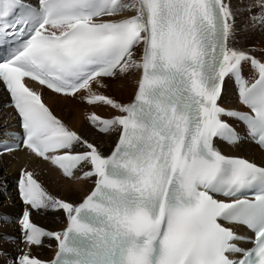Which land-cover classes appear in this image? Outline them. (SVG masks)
<instances>
[{"label": "snow or ice", "instance_id": "obj_1", "mask_svg": "<svg viewBox=\"0 0 264 264\" xmlns=\"http://www.w3.org/2000/svg\"><path fill=\"white\" fill-rule=\"evenodd\" d=\"M252 7L260 10L253 22L264 25V0ZM126 11L135 14L116 18ZM234 25L226 0H37L35 6L0 0V39L16 41L0 62V81L20 119L23 147L66 177L82 163L91 165L85 178L96 177L91 193L73 205L21 171L19 193L28 206L19 220L23 239L38 246L43 237L55 238L56 255L47 264H264V167L225 156L213 145L215 138L239 140L222 119L227 116L244 122L264 147V63L229 47ZM245 61L258 71L251 85L241 74ZM133 72L139 77L131 103L91 92L93 81L106 87L100 77ZM228 75L250 114L219 105ZM25 78L65 96L87 89V104L116 110L110 119L88 117L101 133L119 131L111 154L104 156L68 128ZM75 144L86 151L72 153ZM14 150L5 144L0 155ZM250 189L258 194L239 198ZM48 208L66 213L62 232L30 220L31 210ZM220 220L246 226L254 239ZM19 264L45 262L26 253Z\"/></svg>", "mask_w": 264, "mask_h": 264}, {"label": "bare ground", "instance_id": "obj_2", "mask_svg": "<svg viewBox=\"0 0 264 264\" xmlns=\"http://www.w3.org/2000/svg\"><path fill=\"white\" fill-rule=\"evenodd\" d=\"M226 2L234 13L236 30L235 38L228 42L229 47L245 51L257 61L264 63V25L254 23L252 20L254 15H259V8L252 7L254 0H226ZM250 7L251 11L248 10ZM134 14V12L126 11L121 17L116 18ZM139 49L140 47H137L134 50V58L137 60L142 55L143 47ZM250 63V61L242 63L243 79L249 85L258 79V71ZM138 77V72L130 73L122 77L121 81L112 88L100 87L93 81L90 89L93 93L105 95L121 104H127L134 99ZM111 78L113 77L99 80L105 85ZM29 85L41 94L43 103L68 128L75 131L83 140L95 145L104 156L111 154L119 139V131L114 130L102 134L90 123L88 117L95 113L102 118L110 119L119 115L116 110L102 103L92 106L84 104L86 103L84 97L89 95L87 89L81 90L75 96H61L33 83ZM238 87L237 82L231 76L226 77L224 92L219 102L222 107L235 109L237 106L235 91ZM78 97L82 100H76V103L71 102V98ZM16 126L12 110L8 107L7 95L0 83V134L10 130L14 131ZM216 148L226 156L244 158L264 166V153L256 147L255 142L245 131L239 133L237 143L228 144L219 141L216 143ZM71 151L82 153L86 151V147L83 144H75ZM22 170L32 172L34 178L49 195L73 205L82 203L95 188L96 177L85 178L84 176L86 172L91 171L90 164L82 163L73 171L72 177L67 178L50 161L35 156L27 149L0 155V264H19L20 257L26 253L42 262H48L53 259L57 251L53 238L43 237L42 243L38 246H29L20 241V233L23 231L19 219L22 218L28 206L21 204L15 197L13 185L15 180L20 178ZM30 220L51 232H61L67 226L66 213L63 210L52 208L31 210ZM234 229L247 234L242 227L236 226Z\"/></svg>", "mask_w": 264, "mask_h": 264}, {"label": "rangeland", "instance_id": "obj_3", "mask_svg": "<svg viewBox=\"0 0 264 264\" xmlns=\"http://www.w3.org/2000/svg\"><path fill=\"white\" fill-rule=\"evenodd\" d=\"M140 47V49H142V47H143V45L141 46H139ZM139 49V50H140ZM142 51V50H141ZM141 51H140V53H141ZM124 76H126V75H120L119 73L115 76V77H113V78H111V79H109V80H107V83L105 84L106 85V88H112V86H115V85H117L118 83H119V81H121V78L122 77H124ZM110 83V84H109ZM76 100H82V99H79V97L78 98H72V100H71V102H73V103H76L77 101ZM84 104H86V105H89V104H87V103H84ZM101 104V103H100ZM92 106V105H91Z\"/></svg>", "mask_w": 264, "mask_h": 264}]
</instances>
